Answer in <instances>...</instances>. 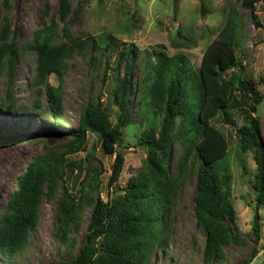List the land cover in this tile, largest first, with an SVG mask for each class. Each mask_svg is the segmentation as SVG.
<instances>
[{
  "label": "trees",
  "instance_id": "1",
  "mask_svg": "<svg viewBox=\"0 0 264 264\" xmlns=\"http://www.w3.org/2000/svg\"><path fill=\"white\" fill-rule=\"evenodd\" d=\"M175 7L178 0H173ZM264 0H243L250 10L256 28L264 27L255 5ZM201 12H205V0H199ZM71 12L68 0H58V22L65 24ZM47 15V14H46ZM56 15L49 24L36 30L27 48L34 51L35 74L32 84L46 98L47 111L53 119L61 116V87L48 83L49 77L62 78L65 61L77 53L81 56L89 49L101 52L106 64L111 53H116V67L124 68L123 77L111 82V103L118 111L115 121L100 101H89L83 108L76 128L67 133L50 134L47 139H64L62 151L46 149L27 163L23 175L16 178V189L11 192L0 213V258L10 259L22 252L30 239V233L38 224V210L43 199L56 200L57 213L54 229L62 244H74L71 235L80 228L85 208H91L86 233L77 253L56 264H149L167 242L169 220L175 206L177 190L182 186L188 161L198 164L197 187L193 198V215L196 228L204 235L203 262L211 264L223 259V248L231 244L240 246L245 241L236 225L235 211L229 202L230 152L224 135L213 126L212 119L219 113L223 124L235 126L226 120L227 111L241 112L250 123L237 130L236 149L244 153L254 151L257 174L253 184L256 206L254 208L251 236L254 245L260 238L262 219L258 212L264 207V146L260 143L257 126L251 116L262 102L254 85L245 77L236 49L241 44V27L236 17L228 15L227 23L206 48L200 66L196 69L191 59L177 53L169 56L164 46L158 45L144 52L143 73L136 85L130 82V70L135 46L115 41L106 36L96 40L71 37L63 27L59 29ZM9 24L5 20L0 30V77L6 64L9 79L14 74L17 46L8 41ZM65 37V41L62 38ZM114 41V42H113ZM95 58L91 59L94 65ZM106 77V74H104ZM264 82V79L260 78ZM139 94L138 110L133 113L132 91ZM242 93L251 102L243 109L233 96ZM33 106L41 108L36 99ZM143 130L138 145L146 149V157L140 167L132 172L126 184L115 198L103 200L98 193V177L102 165L91 166L88 160L76 166L67 156L86 152L88 134H95L106 154H115L107 185L112 188L120 177L124 158L116 152L122 142V128L129 125L133 116ZM177 136L181 155L176 162L178 175L170 178L169 159L173 137ZM0 139V148L6 145ZM87 158V157H86ZM79 170L83 179L74 194L67 186V172ZM77 195V196H75ZM254 247L247 264L257 255Z\"/></svg>",
  "mask_w": 264,
  "mask_h": 264
},
{
  "label": "rangeland",
  "instance_id": "2",
  "mask_svg": "<svg viewBox=\"0 0 264 264\" xmlns=\"http://www.w3.org/2000/svg\"><path fill=\"white\" fill-rule=\"evenodd\" d=\"M71 12L65 22H58V0H0V30L5 20L9 24L8 41H15L17 60L11 79L7 76L6 64L0 77V139L6 145L0 148V213L9 195L16 189V178L23 175L25 167L34 157L52 149L62 151L64 139L50 140L54 133H67L76 128L83 108L89 101H100L109 110L114 123L118 109L112 105L111 82L123 77L124 68L116 67V53L106 60L101 52L89 49L84 56L75 53L65 61V71L61 79L52 75L48 83L61 87L62 113L53 119L47 111L46 98L40 95L32 84L35 74L36 56L26 46L32 40V34L50 22L56 15L59 29L67 30L71 37L91 36L102 40L110 36L114 43L135 46L138 51L133 55L130 70V82L134 85L142 78L144 52L156 46H164L169 56L177 53L187 55L197 69L208 45L223 30L228 15L232 14L241 27V44L236 49V56L241 60L245 77L264 96V27L256 28L251 19V12L243 7V0H205V12L200 9L199 0H178L176 7L173 0H68ZM47 14V15H46ZM254 14L264 25V3L255 5ZM65 41V37L62 38ZM95 58L94 65L91 59ZM106 74V77H104ZM233 96L242 103L243 109H249L251 102L242 93ZM133 101L132 112L138 110L136 104L139 94L134 90L129 95ZM40 100L41 108L33 106ZM219 112L212 124L225 137L230 152L229 202L236 216V225L244 245H229L223 248V259L211 264H242L249 260L250 252L255 247L257 255L247 264H264V207L258 212L262 219L260 238L254 245L251 234L254 208L256 206L253 190L257 167L254 151L244 153L236 149L238 135L236 130L242 124L250 123L241 112L227 111L225 119L235 122V128L223 124ZM251 116L257 126L260 143L264 146V99L255 107ZM143 130L135 114L130 124L122 128V142L116 152L124 158L120 177L112 188L107 185L115 154H106L101 141L95 134H88L87 151L67 156V161L76 166L84 160L93 167L102 165L103 173L98 177V193L103 200L115 198L117 192L126 184L130 174L137 170L146 157V149L138 145V138ZM181 155V146L177 136L173 137L169 159L170 178L176 179V162ZM87 157V158H86ZM198 164L188 161L182 186L177 190L175 206L169 220L167 242L157 254L152 255L149 264H204V235L196 228L193 215V198L197 187ZM66 186L77 194L83 173L79 170L67 172ZM56 198L42 200L38 210V224L30 233L27 247L10 259L0 264H56L67 260L77 253L79 244L86 233L91 208L84 209L80 228L71 235L74 244H62L54 229L57 213ZM77 196V195H75Z\"/></svg>",
  "mask_w": 264,
  "mask_h": 264
}]
</instances>
